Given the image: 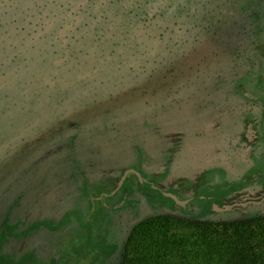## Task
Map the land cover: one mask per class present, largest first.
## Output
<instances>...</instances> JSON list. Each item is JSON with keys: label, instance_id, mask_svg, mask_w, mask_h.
Returning a JSON list of instances; mask_svg holds the SVG:
<instances>
[{"label": "trees", "instance_id": "1", "mask_svg": "<svg viewBox=\"0 0 264 264\" xmlns=\"http://www.w3.org/2000/svg\"><path fill=\"white\" fill-rule=\"evenodd\" d=\"M228 2L0 0V118L10 112L8 89L28 86L31 69L41 72L49 56L59 54L55 64L64 68L74 62V80H90L73 97L25 93L30 117L0 141V264H264V215L255 208L213 211L215 200L201 193L206 209L191 205V195L185 207L166 197L167 207L153 195L167 190L170 173L193 165L191 141L205 135L191 111L172 124L163 108L179 112L185 97L198 109L196 91L189 96L181 89L208 72L226 92L220 118L227 121L232 112L235 118L229 141L237 145L258 132L247 163L226 168L228 180L216 194L235 195L237 181L264 156V0H246L249 14L237 26L219 10L234 7ZM163 19L172 22L170 30L144 27ZM228 25L238 35L222 44L216 31ZM51 31L55 37L42 41ZM218 44L226 60L213 71ZM28 57L43 60L36 66ZM44 79L37 75L35 83L43 87ZM60 80L68 85L71 78ZM162 121L168 129L158 130ZM138 140L143 150L134 151L129 144ZM151 163L159 169L149 171ZM127 168L140 178L129 173L112 193ZM254 177L245 185L252 188ZM173 217L192 231L174 230Z\"/></svg>", "mask_w": 264, "mask_h": 264}, {"label": "rangeland", "instance_id": "2", "mask_svg": "<svg viewBox=\"0 0 264 264\" xmlns=\"http://www.w3.org/2000/svg\"><path fill=\"white\" fill-rule=\"evenodd\" d=\"M211 2L214 3L216 2V0H211ZM233 4H234V7H231V9H228L229 7L225 9V6H222L221 9L219 10L220 12L230 14L231 15L230 22H233L234 20V24H235L234 26H237L238 21H239L238 19L245 18L246 16H242V15L249 14L248 13L249 9L247 7L248 3L246 2V0H229V2L227 3V5H233ZM240 8H244V9L241 10ZM163 20L164 21H161V22H158V21L148 22L147 24H145L144 27L146 28L148 27L149 31H152L154 29L157 30L158 31L156 32L157 34L164 31L165 28L170 30L171 26L173 25L170 19H163ZM238 28L240 29V31H243L241 33V37L244 39V43L247 44L248 43L247 40H249L248 38H250V34L246 30H241V29H247L248 27H246L244 23H241V27H238ZM232 30H233L232 25H228L227 27L222 26L219 30L216 31L215 38L216 39L222 38L223 39L222 44L224 43L227 44L228 42H231L232 38L236 39L238 35V32H235ZM75 31L77 33L80 32V28L79 29L77 28V30ZM55 32L51 31V33L45 34L44 35L45 38H42L41 40L45 41V40H49L51 37H55L54 35ZM231 33H233V35H231ZM217 43H221V40H218ZM72 47H75V46L73 45ZM216 48H217V51L219 52H218V55L213 56L215 60L212 61L213 62L212 70L220 71L219 69L223 67L224 63L222 62L226 60V57H225V54L221 51V49H223L222 45L218 44ZM53 54L54 53H50V55H53ZM7 58L9 57H6V59ZM24 58H23V55L20 57L18 55L17 60L22 61ZM42 58L32 59L31 57H28L27 61L37 66L39 62L43 60ZM60 58L61 56L59 54H57V56H49L48 58L49 62L48 63L46 62L41 72H39V68L36 69L37 72L31 69L30 71L31 75L29 76L31 83L27 84L28 86L24 88L15 86V87H11L8 89L9 94H10L8 97V104H9L10 112L4 118H0V141L4 137L9 136L13 132V129L16 126L22 124L23 122L27 120V118L30 117L25 111V108L27 107L26 106L27 103H24V98H23V95L25 93H31V94H37V95H40V93L41 94L46 93V94H52L56 98H58L59 96L60 98H62V97H67V96L73 97L76 94L85 91L87 82L90 83V80L89 81L87 79L81 80V81L74 80L75 77L73 73L75 70L77 71L78 67L74 66V62H72L71 68L70 67L64 68V64H60V63H57L58 65L55 64L56 61L58 60L60 61ZM66 59L67 58H65L64 60ZM73 61H75L74 56H73ZM13 63H17V61L16 62L13 61ZM51 63H53L55 66H51ZM19 64L21 67L22 63H19ZM37 75H40L42 76L43 79L44 78L46 79V80L45 79L43 80V85H44L43 87H40L39 83L38 84L35 83ZM61 76L62 77L69 76L71 78V81L69 82L68 85L65 84L64 81L60 80ZM213 77H214L213 73L208 72L206 74H203L201 78L196 80L194 82L195 85H193L192 88L188 87L187 88L188 91H185L187 90L185 89L186 87L181 89L183 91L182 94L187 93V95L189 96L191 95L190 92H193L191 90L196 91V92H193L196 95H192L191 98L194 99V101L202 102V104L201 103L199 104L198 109L194 108L196 109L194 110L193 108H191L188 103H185L186 102L184 100L185 97H182L181 99H179V101L182 102L180 105L179 112H177L175 108H167V109L163 108L164 111L168 110V112L165 114V118H167V120H170V123L175 124L174 121L177 120L178 122L179 116L182 114V112L186 113L188 111H191L190 112L191 115H193L195 118H200L201 120V126L196 128L198 131L209 132L211 129H214L216 127L215 118L221 112V106L220 104H218V101L220 102L222 100L224 96H223V93L221 92H225V91L218 90V88L214 87L213 85L215 82L214 78L216 77L214 78ZM49 80H51L53 83L51 87L47 86V82ZM16 82H17L16 80L13 81L12 86H14ZM36 102H37V98L34 97L32 100V104H35ZM40 105L41 104H38L37 105L38 108L37 107L36 108L39 109L41 107ZM228 120L221 121L223 125H221V122L219 124L221 125V127H223V130L225 131V133H227V131H233L235 129L233 128L234 124H232L235 118L231 119L232 123H229ZM156 125H159L158 130L162 129L163 127L165 129L169 128V126L167 127L166 125L163 124V121L160 124L156 123ZM260 134L261 133L259 132V136ZM255 135L257 137L258 132ZM183 136L186 137V134ZM198 137H194V138L196 139ZM74 138H77V134H75ZM195 139H192L191 141L192 145H191L190 151L187 153L188 156L191 155L192 157L191 161L193 162V165L190 167V164L187 163L184 169L180 173H175V172L170 173V177H173L171 179L170 178L168 179V177L166 176L168 179V183H169L168 186L166 187L167 189L166 191L176 195L180 199L184 198L187 195H191L192 196L191 205L193 206L197 205L199 207H202L203 209H206L205 203L203 202V200L201 201L198 200L196 194L198 193L205 194V195L211 194V198L215 200L214 202L221 204L223 200L225 199V197L229 195L228 191L223 192L222 195H219V196L216 194V192L223 190V189H220V185L223 186L224 182L228 180L225 175L228 173V171L225 172V169H226L225 165L229 164V166H234L235 168H237L236 167L237 165H242L243 160L246 159V156H244L243 153L245 149H247L249 146L248 144H244V148L242 149V151L241 149H238V150L234 149V145L228 146L230 145L228 142L229 137L223 138V137L217 136L215 138L214 137L208 138L206 137V135H201L198 139H196V141ZM140 142H141L140 140H138V142L133 141L132 143L129 144L130 148L133 149L134 151L136 149L143 150ZM50 149L51 150L53 149L51 148V145H50ZM180 153L181 151L175 152L176 155H174L173 157L179 158ZM155 160H157L158 162L160 158L155 157ZM173 163H174L173 158L171 157L166 163L167 165L166 169L173 166ZM151 164L152 166L148 167L149 171L155 172L159 169L153 163ZM256 172H259V174H256ZM163 173L164 171L162 172V175ZM250 174H253V175L256 174L257 176H259L257 177L259 183L264 184V156H261V155L256 156L254 166H252V168L248 170V173L244 174L243 177L247 179ZM168 176H169V173H168ZM159 177L163 179L161 175H159ZM159 177L158 178L156 177L155 179H152V180L158 183L160 180ZM229 179H232V178L229 177ZM235 185L241 186V187L244 186L242 182H237ZM157 194L158 193H153V195L156 196V199H160L159 201H161V203L165 204V206L167 207L171 206V201L168 198H166L169 196H165L162 193L161 195H157ZM172 223L174 226V230H176L177 232H191L192 231L191 224L188 223L184 219H181L179 217L178 218L173 217Z\"/></svg>", "mask_w": 264, "mask_h": 264}, {"label": "flooded vegetation", "instance_id": "3", "mask_svg": "<svg viewBox=\"0 0 264 264\" xmlns=\"http://www.w3.org/2000/svg\"><path fill=\"white\" fill-rule=\"evenodd\" d=\"M77 1V0H76ZM80 3H81V0H78ZM76 32V31H75ZM229 119V120H228ZM228 121L229 123H231V119H233V112L232 113H229L228 114ZM215 123H216V127L214 129H211L209 132L205 131L203 132L206 137L208 138H211V137H217V136H220V137H223V138H226L228 137V133L231 132V131H227V133H225V131L223 130V127H221V125H223V123L221 121H223L221 118H220V115H217V117L215 118ZM221 122V125H219ZM227 128V127H226ZM248 134V140L245 141V142H241V143H238L237 145L235 144L234 141H229V144L228 146H231V145H234V149H242L244 148V144H248V148L245 149L243 155L246 156V159L243 160V163H247V154L249 152V150L252 148V145L255 143V138H256V135L253 134L252 132H249ZM233 137V136H232ZM213 161V160H212ZM225 167L227 169H231L232 166H229V164H226ZM131 173V172H130ZM258 174V173H256ZM256 174H254L253 176L254 177V186L251 188V187H248L247 185H245L246 183V178L243 177V179L237 181V182H242L244 184V186H239V190L238 192L229 197L228 199H224L223 202L221 204H228L230 205V211L232 210H238V211H241L243 214H246L248 212V210L250 208H255L257 210L256 213H259L261 216L264 215V184L261 185V183H259ZM189 195L185 196L184 198H182L181 200H187L186 204L189 203ZM212 203V202H211ZM211 203H210V207H211ZM186 204L182 207H185ZM219 204V205H221ZM223 211V210H222ZM227 211V210H226ZM218 212H221V211H218Z\"/></svg>", "mask_w": 264, "mask_h": 264}, {"label": "water", "instance_id": "4", "mask_svg": "<svg viewBox=\"0 0 264 264\" xmlns=\"http://www.w3.org/2000/svg\"><path fill=\"white\" fill-rule=\"evenodd\" d=\"M130 172L135 173V174L140 178V174H139V172H138L137 170L133 169V168H127V169L123 170V172H122V174H121V176H120V178H119V181H118V183H117V186H116V188H115L114 190H112V193L115 192V190L118 189V188L120 187V185L122 184L123 180L126 178V176H127ZM162 194L165 195V196H169V197H171V198L176 202V204H179V205H181V206H184V205L186 204V202H187V200H181V199L178 198L176 195H174V194H172V193H170V192H167L166 190H163V191H162ZM92 209H93V208H92ZM92 209H91V210H92ZM211 209H212L213 211H217V212H218V211H222V210H229V209H230V205L225 204V203L219 205V204L216 203V202H212V203H211Z\"/></svg>", "mask_w": 264, "mask_h": 264}]
</instances>
